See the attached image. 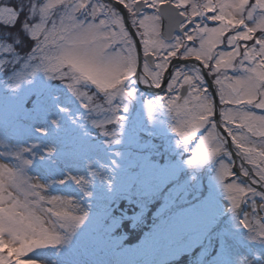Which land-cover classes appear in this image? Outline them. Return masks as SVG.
Instances as JSON below:
<instances>
[{"label": "snow or ice", "instance_id": "obj_1", "mask_svg": "<svg viewBox=\"0 0 264 264\" xmlns=\"http://www.w3.org/2000/svg\"><path fill=\"white\" fill-rule=\"evenodd\" d=\"M140 84L178 137L164 167L115 150ZM0 142V264H137L100 241L136 224L157 172L187 179L149 264H264V0H0Z\"/></svg>", "mask_w": 264, "mask_h": 264}, {"label": "rangeland", "instance_id": "obj_2", "mask_svg": "<svg viewBox=\"0 0 264 264\" xmlns=\"http://www.w3.org/2000/svg\"><path fill=\"white\" fill-rule=\"evenodd\" d=\"M250 26H252L251 22H248ZM230 34V33H229ZM257 37L260 35L258 32ZM249 45L252 44V42H248ZM225 47V46H221ZM233 75L232 72H229V76ZM152 97H142V95H139L131 102L130 104V110L128 113L129 117V125H128V130L129 133H132V128L133 124L131 122L135 123V142L132 144L131 148L129 149L127 145H124L122 147H118L115 149L116 151H121L124 152L127 156V153L131 151L132 156L129 158H126L124 161L125 166L129 163V160H135L136 156H145L151 154V152H145L142 151L144 148L154 145V141L151 139L154 136H149V132L155 131L159 137H162L164 139V143H162V146L159 147L160 153H166V157L163 161L159 160H152L154 163L160 165L161 167L170 165L171 163H174L175 160L179 159L178 157L175 156V153H169L165 151L166 145H167V138L170 137L174 140L177 137V135L173 132H171L169 124L171 123V117L167 114V111H161L160 109L154 110L153 114L151 117H149L147 108H146V102L148 99ZM97 103H104V100H100L97 98L96 100ZM118 102V101H117ZM259 114V110H256ZM120 115H125L123 112L120 113ZM163 121L164 124L161 125L160 122ZM111 127V126H110ZM168 128L167 132V137L163 136L162 129L163 128ZM157 145V143L155 144ZM234 149V148H233ZM141 150V151H139ZM231 150V149H230ZM3 151V143L0 142V152ZM172 156H174L172 158ZM188 158V154L186 153L184 155V159ZM7 161L5 160H0V163H5ZM227 162V161H226ZM101 164H104V161L102 160L100 162ZM239 163V161H237ZM205 167L208 168L209 171V181L211 184H214L216 189L219 191L221 186L220 182L215 174V172L212 169L211 165H206ZM111 169H109L110 171ZM138 168H131L128 169L127 172L122 173V176L127 179V176L130 175L131 173L138 172ZM172 169L169 168V172H171ZM234 171V170H233ZM184 172L186 173H191V169H188L185 166ZM29 175L33 177V182H40L37 179V173L35 172H29ZM158 179L156 181V184L159 185L158 188L153 187L151 190H143L144 194V200L145 204L141 208L140 206H137L139 208L138 214L136 213L137 216H139L141 213H144L149 209V206L153 200L160 199L161 202L155 212L156 217V222L152 225L151 230L147 233V235L137 243V245H131L127 246L123 244V238L124 236H117L112 234V231L116 228L108 230L106 233L102 234L101 241H100V247L106 251V257L102 256L99 254V258L105 259V260H131V261H136L137 264H149V262L155 258V252L154 249L158 248L160 245L165 243V240L162 236L161 230L158 228V225L160 224L161 219L165 218L166 215L168 214V208H167V194L168 190L170 188L175 187L177 184L181 185L182 188L184 187V181L187 179V176L184 173H177L175 177H169L166 176L163 173L157 172ZM99 177H97V180ZM232 178L230 177L229 180ZM204 184H207V180H204ZM139 187V186H138ZM187 191L189 192L188 199L193 200V195L192 192L194 189L192 187H188ZM60 194V193H57ZM195 202V201H193ZM226 203V201H225ZM186 207L189 205H185ZM250 212L251 209H248ZM261 216H264V212L260 213ZM249 219L251 220L252 217L250 216ZM238 250L243 252L244 248L242 246H237ZM119 255H115V254Z\"/></svg>", "mask_w": 264, "mask_h": 264}, {"label": "trees", "instance_id": "obj_3", "mask_svg": "<svg viewBox=\"0 0 264 264\" xmlns=\"http://www.w3.org/2000/svg\"><path fill=\"white\" fill-rule=\"evenodd\" d=\"M253 2V0H250V3ZM100 100L103 99L102 95L98 97ZM162 146V143L160 142L158 147L154 150L153 148L149 151L151 152V159L152 160H159L163 161L166 157V153H160L159 147ZM159 152L160 154L157 155L156 153ZM169 154V152H168ZM174 156H172L173 158ZM161 200L156 199L154 200L147 211L144 213H141L139 216L136 215L137 220L136 224L132 225L131 221L126 220L123 227H116L112 234L117 236H124L123 243L125 244H134L137 245L139 241H141L147 233L151 230L152 225L154 224V214L160 204ZM139 208L135 207V213L138 214ZM113 215L118 216L119 215V209H117L116 212L113 213ZM129 215H132V212L129 211ZM173 264H183V261L173 262Z\"/></svg>", "mask_w": 264, "mask_h": 264}, {"label": "water", "instance_id": "obj_4", "mask_svg": "<svg viewBox=\"0 0 264 264\" xmlns=\"http://www.w3.org/2000/svg\"><path fill=\"white\" fill-rule=\"evenodd\" d=\"M138 71H140V69H138ZM209 79H211V77H209ZM140 87H141L142 89L146 90L147 92L153 93V92H151V91H148V88H147L146 85L140 84ZM162 87H163V85H162ZM161 92H162V91H160V90H156V93H161ZM229 148H230L231 150L234 151L233 146H231V144H229ZM234 170H235L236 172H238V168H234Z\"/></svg>", "mask_w": 264, "mask_h": 264}, {"label": "flooded vegetation", "instance_id": "obj_5", "mask_svg": "<svg viewBox=\"0 0 264 264\" xmlns=\"http://www.w3.org/2000/svg\"><path fill=\"white\" fill-rule=\"evenodd\" d=\"M179 94L186 96V93L184 92V90H181ZM145 95H146V97H152L153 96V95H149V94H145ZM159 95H167V93L166 92H163V93H161Z\"/></svg>", "mask_w": 264, "mask_h": 264}]
</instances>
